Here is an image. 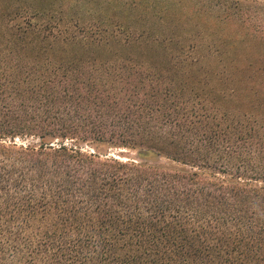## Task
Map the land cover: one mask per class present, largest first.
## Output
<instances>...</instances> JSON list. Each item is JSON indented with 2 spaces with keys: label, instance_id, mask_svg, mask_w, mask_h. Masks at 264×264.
Listing matches in <instances>:
<instances>
[{
  "label": "trees",
  "instance_id": "obj_1",
  "mask_svg": "<svg viewBox=\"0 0 264 264\" xmlns=\"http://www.w3.org/2000/svg\"><path fill=\"white\" fill-rule=\"evenodd\" d=\"M24 1L0 28V264H264V68L217 95L41 56Z\"/></svg>",
  "mask_w": 264,
  "mask_h": 264
},
{
  "label": "rangeland",
  "instance_id": "obj_2",
  "mask_svg": "<svg viewBox=\"0 0 264 264\" xmlns=\"http://www.w3.org/2000/svg\"><path fill=\"white\" fill-rule=\"evenodd\" d=\"M7 1H0L4 29ZM50 1H58V14L46 11L45 1L23 2L43 14L33 19L38 23L35 30L22 39H28L24 43L41 56L102 62L128 59L178 75L187 86L217 95L249 82L264 68V0ZM53 15L56 23L49 32L45 24ZM121 152L129 150L113 149L110 154L128 158ZM129 154L137 156L136 151ZM155 163L179 167L165 158Z\"/></svg>",
  "mask_w": 264,
  "mask_h": 264
},
{
  "label": "water",
  "instance_id": "obj_3",
  "mask_svg": "<svg viewBox=\"0 0 264 264\" xmlns=\"http://www.w3.org/2000/svg\"><path fill=\"white\" fill-rule=\"evenodd\" d=\"M115 155V153H113ZM117 156H120V155H117Z\"/></svg>",
  "mask_w": 264,
  "mask_h": 264
}]
</instances>
